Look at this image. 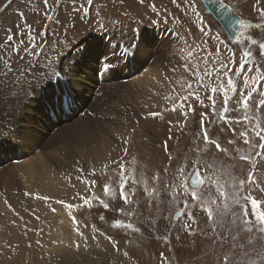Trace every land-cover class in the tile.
Returning a JSON list of instances; mask_svg holds the SVG:
<instances>
[{"label": "rangeland", "instance_id": "1", "mask_svg": "<svg viewBox=\"0 0 264 264\" xmlns=\"http://www.w3.org/2000/svg\"><path fill=\"white\" fill-rule=\"evenodd\" d=\"M222 1L240 18L248 20L250 28L246 30L245 40L251 37L257 41L256 45L250 42L230 45L236 52L237 64L248 48L258 59V45L264 43V29L255 28L259 17L253 5L257 0ZM180 2L182 4L183 0ZM195 2L206 26H210L213 33L226 37L201 2ZM4 3L6 0H0V6ZM72 3L73 0H63L53 13L58 19L49 22L42 15V5L40 12H36L28 0H13L10 7L0 13V28H14L15 24L22 23L17 13L23 12L27 23L37 34L48 25L46 39L49 43L57 39L54 32L61 40L66 39V44L57 49L63 54L72 46L81 51L93 48L100 35L97 20L109 28L118 21L124 33L138 37L137 51L133 55L139 67L124 81L115 78L114 84L98 86L94 75L97 65L85 57L67 81L84 99L85 107L80 114L65 118L64 113L58 111V107L61 108L58 103H42L41 107L38 104L34 108L32 104L36 100L39 103L40 95L25 110L19 123L22 144L15 142L14 146L12 143H9V148L8 144L6 146L9 151L15 149L17 152L12 161L20 160L11 162L6 159L5 151L0 152V264H161V252L170 264H216L219 249L214 243L207 217L197 208L194 215L204 233L188 234L183 230L186 217L172 218L176 203L163 190L164 182L171 179V173L178 164L184 163L186 158L196 157L197 144L204 147L202 140H197V134L199 113L206 109L196 105V113H190L185 123V117L179 110H167L171 103L166 99L173 94V87L181 92L176 85L177 80L191 79L180 66L179 52L182 48L187 50L185 41L189 45L193 41L200 42L197 17L185 15L183 7L177 8L171 0H145L144 4L140 0H94L90 15L86 17L83 12H74ZM75 3L86 4V0H75ZM151 4L157 6L160 17L152 13ZM260 7H264V0H260ZM165 10L171 14L167 16V23L164 22ZM152 19H159V25H151L149 21ZM130 28L139 29L133 33ZM2 36L3 32H0ZM210 48L215 52L214 41L210 42ZM223 55L230 53L224 52ZM73 58L74 54L68 57L69 60ZM173 68L177 71L173 72ZM98 72L103 80L114 74L113 71ZM60 80L65 81L63 77ZM55 82L53 78L41 95L43 91L53 92L57 88ZM191 103L196 104L195 101ZM221 107L218 102L217 108ZM150 113L160 115L152 117ZM236 115L231 113V116ZM169 121L172 122L171 130ZM235 127L239 129L240 126ZM208 132L232 153L235 145L229 146L227 140L236 137L221 126L219 120L208 124ZM169 153L172 161L168 159ZM203 158L224 165L236 176H240L243 170L246 177L247 169L251 167L229 155L217 153L214 148ZM120 159L130 168H135L136 179L140 181L132 197L135 203L129 207L116 205L114 200L108 199L110 209L106 211L97 201L91 200L93 193L100 199H107L102 188L106 178L99 174L93 177L89 171L95 168L99 172L108 164L110 176L115 167L112 161ZM78 166L85 169L83 175L76 171ZM256 167L258 176L264 179V161ZM157 174L161 178L160 191L149 198L144 192V178H148L147 185L152 190L157 187L152 182ZM77 177L95 179L97 186L89 188ZM129 188H132L131 184ZM114 190L118 193V184ZM255 194L261 198L259 193ZM81 196L89 198L91 205L71 211L78 221L74 224L69 210L57 201L83 205ZM117 207H124L126 212L132 211L134 215L118 214ZM115 219L125 224L131 222L140 230L115 228ZM107 236L112 237L115 247ZM161 237H167V242Z\"/></svg>", "mask_w": 264, "mask_h": 264}, {"label": "snow or ice", "instance_id": "2", "mask_svg": "<svg viewBox=\"0 0 264 264\" xmlns=\"http://www.w3.org/2000/svg\"><path fill=\"white\" fill-rule=\"evenodd\" d=\"M12 2L13 0H6V3L0 6V13L5 12ZM144 2L145 0H140L141 4ZM218 2L219 0H208L209 5ZM28 3L36 12H40L42 5L44 18L54 22L58 17L53 13L60 8L63 0H28ZM171 3L177 8L183 7L185 15L197 17L199 21L197 31L200 32L201 38L199 43L193 41L192 45L185 41L187 50L182 48L179 52L180 66L191 79L176 81L183 94L173 87V94L166 98L171 103V108L167 110L171 112L179 110L186 123L188 115L196 113V105L206 109L199 113L197 134V140H202L204 147L197 144L196 157L191 160L186 158L184 163L178 164L171 173V179L163 184V190L168 192L170 199L176 203L172 218L186 217L183 230L190 235L196 231L204 233V229L199 228L194 211L198 208L204 213L208 225L211 226L214 243L219 249L216 264H264V179L258 176L256 167L260 161H264V43L258 45V59L248 48L243 51L237 64L236 52L230 45H246L249 42L252 45L257 44L251 37L245 40L246 30L250 28L248 20L243 18L233 20L230 14L227 18L228 24L238 25V29L233 32V39L228 40L219 33H213L210 26H206L195 0H183L182 4L180 0H171ZM93 5L94 0H86V4L81 5H77L73 0L72 8L74 12H83L86 17L90 15V8ZM219 6L222 9L228 8L223 3ZM150 8L155 16L160 17L161 13L155 4H151ZM253 9L259 17L255 28L264 29V7H260V0L253 5ZM17 15L22 23L15 24L14 28H0V32H3V36L0 37V145L21 140L19 123L25 110L53 78L58 82L63 77L67 82L85 57L97 65V71H114L122 62L134 59L133 54L137 51L138 37H129L124 33L118 21L109 28L97 20L100 35L93 48L81 51L72 46L61 54L57 49L66 44V39L61 40L54 32L53 35H56L57 39L49 43L46 39L48 25L37 34L27 23L23 12H18ZM99 15L98 12L97 16ZM164 15V22L167 23V16L171 14L165 10ZM149 23L159 25L160 20L152 19ZM138 29L130 28V31L136 33ZM176 38L179 39L178 36ZM211 41L215 42V52L210 48ZM224 52L230 55L225 56ZM73 54L74 58L69 60V55ZM172 71L176 72L177 69L173 68ZM191 101H195L196 104ZM218 102L222 104L219 109ZM56 103L61 108L67 106L70 109L73 103L71 93H63L57 98ZM231 113L238 115L231 116ZM150 115L156 117L160 113ZM215 120H219L221 126L236 137L227 140L229 146L235 145L232 153L228 148L222 147L220 141L210 136L208 124L215 123ZM168 123L171 130L172 122ZM229 125L232 127H228ZM236 125L240 126L239 129L235 127ZM164 148L167 152V142ZM211 148L217 153L231 156L234 160L238 159L245 165H251L247 169L246 177L243 170L240 176H236L224 165H217L214 161L204 159V154ZM168 159L173 160L170 153ZM76 163L79 165L80 162ZM112 165L115 167L110 176L108 164L99 172L95 168L89 171V175L93 177L99 174L106 178L102 188L107 199H100L94 193L91 197V200L97 201L106 211L110 209L108 199L114 200L116 205L129 207L135 203L132 197L135 195V187L140 182L136 179L135 168H130L122 159L112 161ZM76 171L83 175L85 169L78 166ZM167 172L166 168L165 173ZM77 179L89 188L97 186L95 179L81 177ZM144 179L145 194L149 198L156 196L160 191V176L157 174L152 178V182L157 186L152 190L148 188V178ZM117 184L118 193L114 190ZM130 184L132 188H129ZM255 193H259L261 198ZM80 199L83 205L57 201L69 210L70 219L74 224H78V221L71 215V211L77 207L91 205L89 198L81 196ZM116 211L118 214L134 215L132 211L126 212L124 207H117ZM100 219L103 220L104 217L101 216ZM193 225H196V228H193ZM113 227L126 228L134 232L140 230L133 223L125 224L120 219H115ZM78 234L82 235L79 232ZM106 238L115 247L112 237ZM161 239L167 242V237ZM160 260L161 264H170L163 252L160 253Z\"/></svg>", "mask_w": 264, "mask_h": 264}, {"label": "water", "instance_id": "3", "mask_svg": "<svg viewBox=\"0 0 264 264\" xmlns=\"http://www.w3.org/2000/svg\"><path fill=\"white\" fill-rule=\"evenodd\" d=\"M199 1L201 2L205 10L212 16V18H214L219 23L228 40H232L233 32L238 29V25H229L227 22V18L229 17L230 14L233 20L240 17L237 14H235L230 9V6L227 5L225 2H223L222 0H219L218 3H213L211 5L208 4V0H199ZM220 3L227 5L228 8L227 9L220 8L219 6Z\"/></svg>", "mask_w": 264, "mask_h": 264}, {"label": "bare ground", "instance_id": "4", "mask_svg": "<svg viewBox=\"0 0 264 264\" xmlns=\"http://www.w3.org/2000/svg\"><path fill=\"white\" fill-rule=\"evenodd\" d=\"M142 76H145V75H142ZM141 76V77H142ZM96 77V76H95ZM94 77V78H95ZM145 77H147V76H145ZM105 79V78H104ZM108 79V78H107ZM106 80V79H105ZM43 93H44V91H43ZM104 96H106V95H104ZM18 143H20V145L22 144V141L20 140V141H18ZM38 143H39V141H38ZM26 144V143H25ZM10 147V144L8 143V146H7V148H9ZM26 147V146H25ZM15 165V164H14Z\"/></svg>", "mask_w": 264, "mask_h": 264}]
</instances>
